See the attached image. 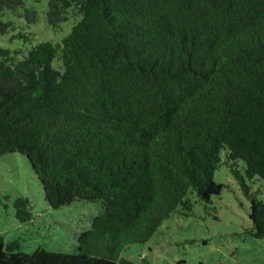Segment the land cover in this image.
Here are the masks:
<instances>
[{"label":"trees","instance_id":"16d2710c","mask_svg":"<svg viewBox=\"0 0 264 264\" xmlns=\"http://www.w3.org/2000/svg\"><path fill=\"white\" fill-rule=\"evenodd\" d=\"M0 0V157L24 154L52 208L100 201L71 251H22L0 234V264H135L173 212L209 203L225 163L264 237V0H49L47 22L77 17L61 41L33 44ZM226 153L223 161L222 152ZM22 222L29 198L15 200Z\"/></svg>","mask_w":264,"mask_h":264},{"label":"rangeland","instance_id":"374dc122","mask_svg":"<svg viewBox=\"0 0 264 264\" xmlns=\"http://www.w3.org/2000/svg\"><path fill=\"white\" fill-rule=\"evenodd\" d=\"M49 0H25L24 7L37 11V20L28 23L19 11H6L1 18L14 21L17 32L31 33L33 44L59 42L67 35L77 17H70L57 28L47 22ZM13 31L0 34L4 47L29 45L23 38L10 39ZM226 152H222L223 161ZM224 184L220 195L209 203L196 202L189 214L177 210L167 218L145 243L131 245L123 256L135 264H264V237L252 234L250 199L238 179L223 163L214 174ZM251 191H260L264 201V180L246 179ZM29 198L33 218L28 222L16 216L15 200ZM102 211L100 201L76 200L52 208L28 158L20 152L0 157V234L6 243L18 241L22 251L38 247L71 251L77 234L90 228L94 216Z\"/></svg>","mask_w":264,"mask_h":264}]
</instances>
